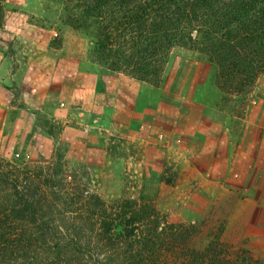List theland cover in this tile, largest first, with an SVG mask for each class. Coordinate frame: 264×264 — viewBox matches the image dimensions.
Returning <instances> with one entry per match:
<instances>
[{
	"label": "rangeland",
	"instance_id": "obj_1",
	"mask_svg": "<svg viewBox=\"0 0 264 264\" xmlns=\"http://www.w3.org/2000/svg\"><path fill=\"white\" fill-rule=\"evenodd\" d=\"M44 7L43 0H3L0 159L32 178L43 207L51 204L44 207L46 218L81 242L80 251L67 254L70 264H116L113 255L106 259L113 247L96 238L101 216H115L126 200L148 202L168 214L169 223L190 230L185 238H166L160 264H183L186 253L203 251L211 241L219 243L218 264H239L244 258L264 263V158L243 177L237 174L239 157L202 156L190 168L201 170L211 162L217 172H208L207 179L214 184L182 187L190 169L180 163L183 150L174 156L164 152L170 134L156 125L146 130L116 124L106 115L107 101L93 106L84 97L83 85H110L115 76L126 75L93 59L91 36L55 20L57 4L50 2L45 15ZM215 73L216 66L203 56L179 49L169 55L157 86L126 77L140 84L141 98L164 97L179 106L181 100L202 103L208 114L216 113V123L230 124L234 139L245 133L251 144L258 138L264 142V73L244 111L217 88ZM262 149H254L255 161L264 157ZM57 244L54 256L64 255L62 243Z\"/></svg>",
	"mask_w": 264,
	"mask_h": 264
},
{
	"label": "trees",
	"instance_id": "obj_2",
	"mask_svg": "<svg viewBox=\"0 0 264 264\" xmlns=\"http://www.w3.org/2000/svg\"><path fill=\"white\" fill-rule=\"evenodd\" d=\"M50 2L58 5L55 20L92 37L95 61L140 82L157 86L172 51H193L216 66L215 85L244 111L264 73V0H43L44 15ZM3 13L0 0V26ZM8 166L0 159V264H70L67 254L80 251L81 242L46 218L51 204L43 207L32 178ZM117 210L101 216L96 238L113 247L106 259L113 255L116 264H160L166 238L190 231L148 202L126 200ZM58 242L62 256H54ZM218 245L186 253L183 264H218Z\"/></svg>",
	"mask_w": 264,
	"mask_h": 264
},
{
	"label": "crops",
	"instance_id": "obj_3",
	"mask_svg": "<svg viewBox=\"0 0 264 264\" xmlns=\"http://www.w3.org/2000/svg\"><path fill=\"white\" fill-rule=\"evenodd\" d=\"M113 81L115 82L105 86L83 85L85 87L84 97L87 101L92 102L93 106L103 105L107 101V105L111 108L106 111V115L109 118L110 116L115 118L116 124H125L130 127L140 126L146 130L156 125L157 129L162 128L167 135L170 134V136L168 135L169 139L168 136L164 138V141L168 139L167 144L165 142L164 152L174 156L175 151L183 150L179 153V156L183 158L180 163L184 168L189 167L190 169L189 174L185 175L187 178L182 187L190 188L196 185L208 187L214 184V181L207 179V176L209 177L208 172H217V168L211 162L203 163L204 166L201 170L197 166L190 168L197 164L196 160L202 156H211V159L215 158L217 161L221 155L228 159L239 157L236 161L237 174L239 173L243 177L250 174L253 169L251 166L257 165L259 167L261 165L264 157L258 155L255 161L254 149L263 147L261 152L264 153V142L258 138L251 144L249 135L245 133L234 139L230 134V124L223 126L216 123V113L214 115L208 114V110L202 103L195 101H188L187 103L181 100L179 106V103L171 102L164 97L155 102H150L145 97L141 98L140 84L128 81V77L115 76ZM126 81L130 83L128 84ZM172 104L178 105V107H174ZM140 118L145 119V121L141 122ZM175 125L176 131L171 129ZM252 146L253 148H251ZM252 161L255 162L252 163ZM203 174L205 175L203 176Z\"/></svg>",
	"mask_w": 264,
	"mask_h": 264
}]
</instances>
